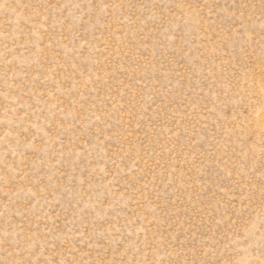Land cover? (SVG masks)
<instances>
[{"label": "rangeland", "instance_id": "rangeland-1", "mask_svg": "<svg viewBox=\"0 0 264 264\" xmlns=\"http://www.w3.org/2000/svg\"><path fill=\"white\" fill-rule=\"evenodd\" d=\"M0 264H264V0H0Z\"/></svg>", "mask_w": 264, "mask_h": 264}]
</instances>
